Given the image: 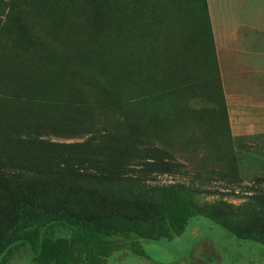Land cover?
I'll use <instances>...</instances> for the list:
<instances>
[{
  "label": "rangeland",
  "instance_id": "374dc122",
  "mask_svg": "<svg viewBox=\"0 0 264 264\" xmlns=\"http://www.w3.org/2000/svg\"><path fill=\"white\" fill-rule=\"evenodd\" d=\"M136 3L137 0H0V57L9 66H60L76 80L78 88L88 91L77 93V98L95 100L101 93V84L93 72H74L75 65L64 64L61 54L78 50L116 56L109 33L120 29V18L137 15ZM246 3H242L244 8ZM16 34L31 35V39H24L29 42L26 47L15 42L20 41ZM162 40L161 45L171 47L172 39H159L157 43ZM170 51L173 53L171 48ZM170 51L162 50L160 58ZM151 57L150 53L143 56ZM186 67L139 66L140 82L154 85V90L182 86L167 95L160 91L151 105L139 103L136 114L129 108L116 113L94 108L91 113L74 111L75 129L57 130L50 124L48 133L42 132L36 119L24 115L27 107L19 106L14 113L18 105L0 100L1 171L20 170L54 178L73 176L91 183L115 171L134 181L135 193L151 205V211L160 204L164 189L173 184L194 200L201 214L191 217L180 235L171 239L141 238L142 254L115 251L106 264H264L262 243L238 239L203 215L223 212L232 205L234 212L229 220L242 227L252 225L248 211L255 214L263 208L258 195L264 192V134L233 136L217 85L206 88L197 78L196 83H187ZM113 69L117 77L120 71ZM211 71L213 83L217 84L214 66ZM124 85L126 88V80ZM70 119L64 116L62 123L70 124ZM115 119L120 129L112 127L117 123ZM60 143L81 144L73 148L74 160L59 154L56 145ZM135 144L137 150H133ZM127 149L133 154L147 150L148 155L127 160ZM153 156L158 159L153 160ZM45 187L43 200L55 204L59 192L49 189L54 187L52 182ZM89 209L105 210L106 206ZM127 210L136 213L139 207ZM30 255L28 246H21L13 261L25 264Z\"/></svg>",
  "mask_w": 264,
  "mask_h": 264
},
{
  "label": "trees",
  "instance_id": "16d2710c",
  "mask_svg": "<svg viewBox=\"0 0 264 264\" xmlns=\"http://www.w3.org/2000/svg\"><path fill=\"white\" fill-rule=\"evenodd\" d=\"M136 8L137 15L130 19L120 18V29L109 33L116 56L108 52L94 54L78 50L61 54L64 64L75 65L72 67L74 72L80 69L93 72L101 84V93L95 100L77 98V93L88 91L78 88L76 80L60 66H9L1 57L0 100L18 105L14 113L19 106L27 107L23 109L24 115L36 119L38 129L48 133L50 124L57 130L75 129L72 124L77 120L74 111L91 113L90 109L94 108L116 113L129 108L136 114L139 103L151 105L160 91L167 95L182 86L154 90V85L140 82L139 66H187V83H196L198 79L206 88L217 85L223 100L206 0H137ZM16 35L20 41L15 42L26 47L29 42L25 40L31 39V35ZM164 38L172 39L171 47L161 45L163 40L157 43ZM100 40L101 37L97 41ZM162 50L170 53L160 58ZM148 53L152 57L144 59ZM211 66H214L217 84L213 83ZM115 67L120 71L117 81L112 73ZM223 105L225 107L224 101ZM64 116L71 118L70 124L62 123ZM225 116L228 120L227 114ZM115 120L117 123L112 127L120 129L118 119ZM56 146H59V154L74 160L73 148L81 144L60 143ZM60 148L65 149L61 151ZM135 148L136 144L133 150H137ZM146 151L133 154L127 149L124 157L131 161L143 158L148 155ZM115 152L119 154V150L115 149ZM153 157V160L158 159ZM50 182L54 187L49 189L59 192L55 196L56 203L51 205L42 198L45 185ZM132 182L115 171L91 183L73 176L54 178L29 175L20 170H0V264H17L13 259L21 246H28L31 252L25 264H106L115 251L131 250L142 254L141 238L171 239L180 235L188 220L201 214L194 200L185 195L178 184L164 189L160 204L151 211V205L145 204L135 193L136 184ZM258 196L263 208L255 214L248 211L247 215L253 218L250 226L242 227L229 220L228 216L234 212L232 205L223 212L203 215L223 225L238 239L264 245V192ZM98 205H104L106 209H89ZM131 206L139 207V211L131 213L127 210ZM254 227L259 229L254 230Z\"/></svg>",
  "mask_w": 264,
  "mask_h": 264
},
{
  "label": "crops",
  "instance_id": "0c3cea01",
  "mask_svg": "<svg viewBox=\"0 0 264 264\" xmlns=\"http://www.w3.org/2000/svg\"><path fill=\"white\" fill-rule=\"evenodd\" d=\"M207 11L230 132L262 135L264 0H208Z\"/></svg>",
  "mask_w": 264,
  "mask_h": 264
}]
</instances>
